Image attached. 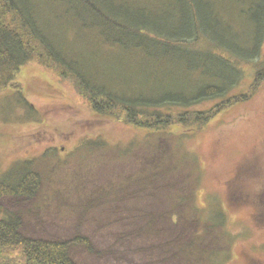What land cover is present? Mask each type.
Wrapping results in <instances>:
<instances>
[{"label": "rangeland", "instance_id": "obj_1", "mask_svg": "<svg viewBox=\"0 0 264 264\" xmlns=\"http://www.w3.org/2000/svg\"><path fill=\"white\" fill-rule=\"evenodd\" d=\"M262 64L230 92L249 98L201 129L147 131L94 113L33 60L15 79L31 115L0 88V172L32 161L41 188L0 205L26 237L89 238L92 252L71 245L77 264H264V81L251 94Z\"/></svg>", "mask_w": 264, "mask_h": 264}, {"label": "trees", "instance_id": "obj_2", "mask_svg": "<svg viewBox=\"0 0 264 264\" xmlns=\"http://www.w3.org/2000/svg\"><path fill=\"white\" fill-rule=\"evenodd\" d=\"M263 47L264 0H0V88L13 87L30 115L15 79L36 60L94 113L147 131L201 129L249 98L230 95L243 67L263 63L251 94L264 81ZM210 100L207 111L189 109ZM40 188L32 161L0 172V201L33 199ZM22 226L0 205V264H77L71 245L93 251L87 237L34 239Z\"/></svg>", "mask_w": 264, "mask_h": 264}, {"label": "bare ground", "instance_id": "obj_3", "mask_svg": "<svg viewBox=\"0 0 264 264\" xmlns=\"http://www.w3.org/2000/svg\"><path fill=\"white\" fill-rule=\"evenodd\" d=\"M169 232H172V231H169Z\"/></svg>", "mask_w": 264, "mask_h": 264}]
</instances>
